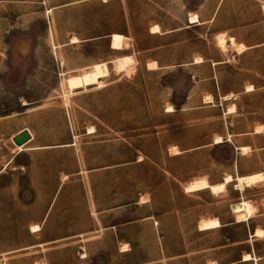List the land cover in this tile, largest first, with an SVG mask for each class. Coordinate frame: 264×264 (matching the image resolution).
Here are the masks:
<instances>
[{
    "label": "rangeland",
    "instance_id": "1",
    "mask_svg": "<svg viewBox=\"0 0 264 264\" xmlns=\"http://www.w3.org/2000/svg\"><path fill=\"white\" fill-rule=\"evenodd\" d=\"M69 1L0 0V264H264V178L184 189L264 171V0ZM190 12L203 24L187 26ZM113 32L128 48H110ZM100 62V86L67 91V76ZM22 128L48 150L17 151ZM56 194L54 216L30 232ZM241 200L255 211L237 222ZM88 209L97 229L72 228ZM213 217L219 227L199 229Z\"/></svg>",
    "mask_w": 264,
    "mask_h": 264
},
{
    "label": "bare ground",
    "instance_id": "2",
    "mask_svg": "<svg viewBox=\"0 0 264 264\" xmlns=\"http://www.w3.org/2000/svg\"><path fill=\"white\" fill-rule=\"evenodd\" d=\"M188 21L189 23H199L198 15L196 13H190L188 15ZM149 30L151 33L159 32L160 30L159 25L153 24ZM109 38H110V42H109L110 48L115 49V50H123V49L128 48V43L126 41L129 38L125 36L124 34L113 32L110 34ZM229 41L231 42V44L233 45L235 44L232 37L229 38ZM217 43L220 47L225 48L226 42H225V37L223 33H220L217 35ZM244 47L245 46L242 43H238L236 45V48L238 50H241ZM133 59L134 58L131 55L127 54V55L117 56L116 58L113 59V62L116 68H118L119 70L126 71L128 66L134 61ZM201 60H202L201 57L199 58L195 57L194 62H200ZM156 67H157L156 61L147 62V68L154 69ZM90 68H91V71L86 74H83L81 72V70L84 68H80V69L74 70V72H76L75 75L67 76L65 78V86L68 92H73L76 89H85L89 85L100 86V83H101L100 78L103 76H106L108 72L106 62L96 63L90 66ZM247 88H250V87H247ZM207 101L208 102L211 101L210 96L207 97ZM233 108L234 106H231L229 108V111L233 110ZM166 111H172V107L168 106L166 108ZM257 130H258V127H257ZM220 140H221L220 137H215L216 142H219ZM14 147L16 148L17 151H22L24 149L22 145L20 146L15 145ZM245 149L246 148L243 147L241 150L243 151ZM179 152L180 151L178 150L176 146H172L169 149V153L172 155H175ZM263 178H264V171L252 173L246 176L236 175L235 178H233L232 175L227 174L223 178V180L218 183H210L205 177H200V178L194 179L190 181L189 183H187L184 189L187 192H191L194 190L197 191V190H202V189H209L212 193H217L219 191H224L226 189V184L230 181L232 182V180H235L236 187L239 190H243L246 186H250L256 183L258 180H262ZM231 208H232V212L235 214V218L237 222L249 220L251 217H253V214L255 211V207L247 200H241L240 202L233 204ZM220 225L221 223L219 219L216 217H213L210 219L202 220L199 224V229L200 230L213 229V228L219 227ZM30 229L32 231L37 230L38 226L31 225ZM262 232H263L262 229H255L253 234L250 235V237L260 236ZM242 260H257V258L253 257L251 253H247L242 256ZM208 264H215V263L209 262Z\"/></svg>",
    "mask_w": 264,
    "mask_h": 264
},
{
    "label": "crops",
    "instance_id": "3",
    "mask_svg": "<svg viewBox=\"0 0 264 264\" xmlns=\"http://www.w3.org/2000/svg\"><path fill=\"white\" fill-rule=\"evenodd\" d=\"M83 0H74L73 2L72 1H69V2H66L64 5H67V4H72V3H74V2H82ZM55 8H57V6H55V5H49V6H46V10L47 9H50V11L51 10H53V9H55ZM190 13H195V12H190ZM189 13V14H190ZM188 14V15H189ZM197 14V13H196ZM198 15V14H197ZM198 17H199V15H198ZM199 23H189L188 22V17H187V22L189 23L187 26H198V25H201V24H203V21H201L200 20V18H199ZM159 33H161V31L159 32ZM217 36V35H216ZM225 42H226V39H225ZM227 43V42H226ZM226 43H225V45H226ZM198 57V56H197ZM200 57V56H199ZM198 57V58H199ZM195 59V58H194ZM194 59L192 60V64H200V63H202L204 60H203V58L201 57V61L200 62H194ZM151 61H154V60H151ZM217 62V61H216ZM216 62H213L214 64L216 63ZM158 68V65H157V67L156 68H154V69H157ZM149 69V68H148ZM247 87H250V88H246V90H252L253 89V87H252V85H248ZM224 98H229V95L227 94V95H225V96H223ZM172 111H174V109H172ZM229 111V110H228ZM231 111H233V110H231ZM231 111H229V112H231ZM168 112H171V111H168ZM261 126H259L258 127V129L260 128ZM24 129H27L28 130V132L30 133V135H31V138L28 140V141H26L22 146H23V148L24 149H28V150H32V152L33 153H41V152H44L45 150H48V149H46L48 146H46V145H42V144H35V145H29L30 143H32L33 141H34V134H32V131L30 130V128H22V129H20L19 131H17L13 136H15L17 133H19L20 131H22V130H24ZM255 132L257 133V132H259L258 130H255ZM215 137H220L221 138V140L219 141V142H216L215 141V138L213 139V144H220V143H223L225 140L220 136V135H217V136H215ZM226 140L227 141H230L231 140V135H230V133L229 134H227V138H226ZM65 146H67V144H65ZM248 148L247 146H240V145H234V148L235 149H242V148ZM23 149V150H24ZM240 149V150H241ZM22 150V151H23ZM19 152H21V151H19ZM180 153V152H179ZM27 168H28V170H29V172L32 170V165L30 164V165H27ZM92 170V169H91ZM91 170H87L86 172L88 173L89 171H91ZM81 173V171L79 172V174ZM86 173V174H87ZM256 173V172H255ZM90 174V173H89ZM251 174V173H250ZM246 175H249V174H246ZM246 175H242V176H246ZM82 180L84 179V177H83V175H82ZM233 178H235V177H233ZM32 179V178H31ZM33 180V179H32ZM57 200H58V194H56V195H54V196H52V198H51V201L49 202V205H48V207H47V209L45 210V212L43 213V216H42V218H40L39 220H38V222L37 223H34V224H32V225H37L38 226V229L37 230H34V231H32L31 229H30V227H29V230H30V232H37V231H40L41 230V227L45 224V223H47V221L49 222L51 219V217H52V215L54 216V207H55V204H56V202H57ZM104 210H102L101 212H103ZM96 213H98V214H100L99 213V211H96ZM61 214H64V213H61ZM85 217H86V219H87V221L86 222H88V224L87 225H83V226H81V227H79V226H74V227H72V228H75V229H78V230H91V229H97L96 228V222L97 221H95V220H97V218L95 217H93L92 216V212L88 209L87 211H86V213H85V215H84ZM92 221H94L93 222V226H92ZM91 223V224H90ZM40 245V244H39ZM125 250V249H124ZM123 250V251H124Z\"/></svg>",
    "mask_w": 264,
    "mask_h": 264
},
{
    "label": "water",
    "instance_id": "4",
    "mask_svg": "<svg viewBox=\"0 0 264 264\" xmlns=\"http://www.w3.org/2000/svg\"><path fill=\"white\" fill-rule=\"evenodd\" d=\"M31 138L30 133L27 129H24L17 133L15 136L12 137V140L15 145L20 146L23 145L26 141H28ZM251 235V234H250Z\"/></svg>",
    "mask_w": 264,
    "mask_h": 264
}]
</instances>
